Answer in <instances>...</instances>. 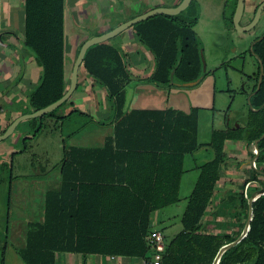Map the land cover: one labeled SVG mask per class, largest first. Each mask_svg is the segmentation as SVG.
<instances>
[{
  "label": "trees",
  "instance_id": "1",
  "mask_svg": "<svg viewBox=\"0 0 264 264\" xmlns=\"http://www.w3.org/2000/svg\"><path fill=\"white\" fill-rule=\"evenodd\" d=\"M24 3L25 46L43 67L41 82L30 93L31 104L38 109L59 99L66 91V3L65 0H25ZM235 6L236 1L234 9ZM234 9L227 17L231 25ZM198 18L199 10L192 0L181 13H159L132 25L154 54L156 68L150 77L152 82L163 87L175 86L169 83L170 73L180 54L182 58L174 80L185 82L200 76L202 42L195 30ZM254 50L264 64V38L254 44ZM255 60L257 69L250 76L254 82L252 90L257 87L260 71L259 61ZM82 64L112 101L114 134L107 138L105 145L96 147L70 145L64 139L61 160L54 165L60 166V187L47 190L44 218L28 225L26 244L17 250L20 257L27 264H57L58 252L80 253L83 258L96 254L149 258L153 254L147 240L152 231L151 214L180 201L185 158L205 145L212 149L213 155L199 166L198 177L181 215V229L171 237L165 234L163 264H212L219 248L244 228L248 217L246 184L257 180L259 185L255 189L264 185V174L257 169L264 170L262 137L258 142L257 168H252L251 175L240 184V190L230 196L231 208L224 215L229 219L214 220L212 216L204 220L213 208L226 159V141L244 139L251 144L264 132V76L260 89L251 96L253 106L259 109L249 106L248 116L239 127L232 122L213 127L210 140L202 143L198 138V106L190 111L127 106L126 84L131 78L130 72L124 55L109 41L90 46ZM59 107L21 121L18 128L27 123L33 133L25 136L23 148L14 151L12 159L4 162L2 167H6V173L13 174V157L19 152L31 151L30 141L52 128L53 121H60L61 125L76 112L93 119L77 109L58 115ZM33 155L44 157L37 152ZM47 163L45 160L42 168L46 169ZM252 202L253 216L247 236L225 251L219 264H264V193L255 195ZM219 206L215 204L212 215ZM231 224L237 226L235 233L228 230ZM207 227L218 230L210 231Z\"/></svg>",
  "mask_w": 264,
  "mask_h": 264
},
{
  "label": "crops",
  "instance_id": "2",
  "mask_svg": "<svg viewBox=\"0 0 264 264\" xmlns=\"http://www.w3.org/2000/svg\"><path fill=\"white\" fill-rule=\"evenodd\" d=\"M24 1L25 0H0V133H2L5 128L18 116L36 110V108H34L31 104L30 93L39 85L43 75L42 65H40L36 61L34 54H32L25 46ZM180 1L181 0H65L66 89L70 84L73 65L77 58L80 47L87 38L93 35L104 33L117 26L118 24L129 20L141 13H144L152 8L158 6H174L177 5ZM235 1L237 2V0H224V3L228 5V9L226 11L229 14L226 15V12H223V38H228V41L234 42L237 48H241V52L249 51L251 54V51L249 49L251 42L254 40L255 36H257V34H261L264 29V12L262 14V20H260L259 26L255 32H237L234 24L231 25L227 21V17L232 13L234 9ZM261 1L262 0H245V12L243 17L247 15L248 11L251 12L253 10L255 12L257 5ZM207 2L208 0H195V5L199 10L198 22L201 19L203 5ZM67 4L70 7L66 11ZM90 6L94 7L96 11H98V13L106 15L104 20H108L105 25H102L100 27L101 30L98 33H88L84 28L82 29V27L80 26L82 18L80 17V14L86 15L87 13L85 12L86 10L88 11V8ZM68 15H70V17H68ZM67 17L69 19L70 37H67L66 31ZM198 22L195 25V30ZM248 22H250V19ZM248 22H246L245 24H247ZM259 30L262 31L260 32ZM67 38L69 39V43H67ZM107 41L117 47L124 55L127 63V68L130 72L131 78L126 84V91L128 86L134 85V87L133 92L130 93L129 96L127 93V106L129 108L173 107L185 111H190V109L194 106L199 107L198 102L196 101V99H199L200 95V93L196 92L199 91L198 86L192 88V92L188 93V91L182 92L181 90H177L176 87L178 85L172 87H163L150 80V77L156 68L155 57L151 50L148 49V47H146L140 40L137 31L132 25ZM252 56L254 57V59L256 58L254 55ZM221 66H223V64ZM256 69L257 67L256 65H254L251 73L247 75L249 79L247 81L250 82L246 85L245 89H242V92H246L247 95L251 91H253L252 87L254 82L250 79V76L256 71ZM190 97H192L191 99H194V101L190 100ZM72 109H77L83 113L91 115L93 119L85 114H79L76 112L66 118L61 125L60 121H53L52 128L46 129L39 136L30 141V147L32 151L37 152H39L40 148H44L42 143H45V145H54L56 156L55 158H52V160L50 158L46 159L48 161L47 164L49 165L46 169L42 168V165H44L43 162H45V160L42 163L35 165L37 166L34 167L35 171L23 169V157L26 155V151L19 152L13 157L14 163L16 160L20 161L18 164L20 166V171L14 172L13 169L14 177L13 174L11 175L10 173H7V178H9L11 184L10 192L9 194H6V197L10 205L14 203V200L16 203L17 200V206L21 207L22 204L21 201H19V198H22L24 196L23 191H27L26 189H24L25 182L29 180L44 181L56 168L58 169L60 174V166L54 167V165L58 164V162L61 160L64 139L67 144L70 145L96 147L105 145L107 138L114 134L113 119L115 115L112 109V101L106 94L104 87H102L94 77L89 75L83 64H81L79 68L77 88L74 90L71 96L60 105L57 110V114L65 115ZM75 116H80L88 119L92 124L95 125L94 127L96 132L88 130V132L82 134V136H77L79 131L78 129L74 128L73 122ZM247 116L248 108L242 113V116L237 117L235 120L230 119L229 122H232L237 126L236 122L242 124L243 122H245ZM95 120L100 123H97ZM64 125H66L67 130L63 129ZM18 126L9 137L4 140H0V156H5L4 158L6 161H10L12 159V154L14 151H18L23 148L24 137L33 133L27 123H24L19 128ZM251 147V144H248V142L244 139H229L226 141V159L221 168L220 179L216 186L213 205H211L213 208L210 211L211 213L206 215V218L211 219L212 216H214L212 219L221 220L225 217V212H229L232 204L230 201V196L234 195L237 191L240 190V184L251 175V170L252 168H254V166L251 164L252 155L249 152L251 150ZM207 148L209 147L203 145L195 152L200 151V149L206 150ZM190 154H188L185 158V168L186 161L188 159L187 157H189ZM233 160L234 163L231 162ZM203 162L204 161L197 160L193 162L192 167L194 168V174L190 180V182H192V184L190 185V192L198 177L200 171L199 166ZM187 173L188 169L186 168L181 179L180 201L178 203H175L177 207L181 208H183V204L180 203L182 200V185ZM248 183H250V192L251 189L252 192L254 191L255 185H259V182L257 180H251ZM60 184L61 175L55 180V186L49 189L59 188ZM47 190L45 189V192H43L46 194ZM45 194L42 193L43 209L45 205ZM216 203H219L220 206L218 207L216 213L212 215L213 211L216 209V207H214ZM171 205L153 211L151 214V221L153 219V215H155L156 213L157 215H160V213H162L161 211L168 209ZM10 209L9 213L11 214ZM163 213L165 214L162 215H166L170 222L172 220L170 212ZM43 218L44 216H42L38 221H42ZM32 222L37 221H33L30 219L28 225ZM12 229H16L15 223H13V225L11 226V232ZM18 229L20 228L16 229V233H19ZM155 229H160L164 232L163 229L154 228L152 225V230ZM9 231V227H7L5 234L9 233ZM14 237H16L17 239L19 237L21 238L19 234L15 235ZM25 244L26 238L24 244L21 247H23ZM60 253H63L62 258H59ZM56 256L57 264L59 262L58 260L61 261V264H114V261L116 260L121 261L120 264H142L143 260V258L139 257H112L101 256L97 254L88 255L83 258L80 253L73 252H58Z\"/></svg>",
  "mask_w": 264,
  "mask_h": 264
},
{
  "label": "rangeland",
  "instance_id": "3",
  "mask_svg": "<svg viewBox=\"0 0 264 264\" xmlns=\"http://www.w3.org/2000/svg\"><path fill=\"white\" fill-rule=\"evenodd\" d=\"M69 7L70 6L67 4L66 11ZM227 9L228 5L224 3V0H208V2L203 5L201 19L196 26V30L202 41L207 64V74L196 85H178L176 87L177 90H181L182 92L188 91V93L192 92V88H195L196 86L199 88V91H196L200 93L199 99H196L200 107L198 138L202 143H206L210 140L213 127L225 126L229 119L235 120L237 117L242 116V113L248 108V95L246 92H242V89H245L246 85L250 82L247 81L249 80L247 75L251 73L254 65L257 67V62L249 51L241 52V48H237L234 42L228 41V38H223V12H226V15H228L229 13L226 11ZM85 13L87 14H80V17H82L80 26L88 33L100 32V27L108 22V20H104L106 15L98 13V11L92 6H90ZM253 15V10L251 12L248 11L247 15L242 18V23L245 24L249 19L251 20ZM68 17H70V15H68ZM68 17L66 21V31L67 37H70ZM236 31L238 32L237 29ZM259 31L261 32L262 30ZM67 43H69L68 38ZM222 64L223 66H221ZM133 87L134 85L128 86V96L133 92ZM191 98L192 97H190V100L194 101V99ZM73 122L74 128L79 131L77 136H82V134L88 132V130L96 132L95 125L86 118L75 116ZM63 129L67 130L66 125H64ZM42 145L44 148H40L39 152L43 153L44 157L40 158L34 156L33 152L37 151H32V149L31 151H26V155L23 157V169L35 171L34 167H37L35 165L46 160L45 158H50L51 160L52 158H55L56 150L54 145H45V143H42ZM212 155V149L207 148L206 150L200 149L198 152L191 153L190 156L187 157L186 168L188 169V173L182 185V200L180 202L183 204V208L177 207L176 204H172L168 209L161 211L162 213H160V215H157V213L153 215L151 224L154 228L163 229L168 237H171L181 229V215L190 193V185L192 184L190 180L194 174V168L192 167L193 162L196 160L205 161ZM4 157L5 156H0V264H27L20 257L17 250L25 242L29 220L38 221L44 216L42 193L45 194V189L47 190L55 186L54 182L59 178L60 174L56 168L44 181L29 180L25 182L24 189L27 191H23L24 196L19 198V201H21L22 204L21 207L17 206V200L16 203L14 200V203L10 205L6 197V194H9L10 192V182L9 178H7L6 167H2V165L5 164L4 162H6ZM19 162L20 161L18 160L15 161L14 172L20 171V166L18 165ZM231 162L234 163V160ZM256 190L257 189H254V191ZM8 209L11 210V214ZM163 212H170V215L172 216L170 222L166 215H162L165 214ZM206 215L204 220L207 219ZM227 219H229V217H224L221 220L225 221ZM240 220L244 219L239 218V221ZM13 223L16 224V229L20 228L18 229L19 233H16V229H12L11 232V226ZM7 227H9L10 231L5 234ZM236 227L235 224H231L228 230L231 233H235ZM207 229L210 231L218 230L216 227H207ZM17 234H19L21 238L19 237L17 239L14 237ZM5 243H8V245L4 251ZM4 252L5 254L3 255ZM3 256H5V263H2ZM62 256L63 253H60L59 258H62ZM58 261V264H61V261ZM114 262V264L121 263L119 260Z\"/></svg>",
  "mask_w": 264,
  "mask_h": 264
},
{
  "label": "water",
  "instance_id": "4",
  "mask_svg": "<svg viewBox=\"0 0 264 264\" xmlns=\"http://www.w3.org/2000/svg\"><path fill=\"white\" fill-rule=\"evenodd\" d=\"M191 1L192 0H181L177 5H174V6H158V7L152 8V9H150L144 13H141V14H139V15H137V16L129 19V20H126V21L118 24L117 26L113 27L112 29H110L104 33H101L98 35H93V36L87 38L82 43V45L80 47L77 58H76L74 65H73V69H72V73H71V77H70V84H69L68 88L66 89V91L64 92V94L59 99L49 103L48 105H46L42 108H38L32 112L24 113V114L18 116L17 118H15L5 128V130L2 133H0V140H4L7 137H9L16 130L17 126L19 125V123L21 121H23L25 119L32 118V117L42 116V115L56 109L57 107H59L65 100H67L71 96V94L77 88L79 68H80V65L82 64V62L84 60L87 49L90 46L97 44V43L105 42V41L109 40L110 38L119 34L121 31H123L127 27H129V26H131V25H133L139 21L147 19L150 16H153V15H156L159 13H166V14L181 13L190 5ZM244 12H245V0H237L236 7L234 10V14H233L234 27L239 32H247L250 30L255 32L259 26L260 20L262 18V14L264 12V0H262L257 5L252 19L247 24L242 23V18H243ZM263 38H264V32L262 34H260L259 36H257L256 38H254V40L251 42V44L249 46L251 53L259 61V69H260L257 87L248 94V99H247L249 106L254 110H257L259 108H256L253 106L252 101H251V96L260 89L262 79L264 76L263 60L258 55V53H256V51L254 50V44ZM200 55H201V60H202V73L200 74V76H198L194 80H189V81H185V82H177L174 80L176 68L180 64L181 58H182V54H180L175 68H173L171 73H170V82L169 83L170 84H176V85H184V86L198 84L203 79V77L205 76V74L207 72L206 58H205L204 49H203L202 45L200 46ZM229 121H230V119L227 121V123H229ZM236 123H237V126L239 127L240 126L239 122H236ZM262 137H264V132L261 134V136L259 138H257L255 141L251 142V146L256 149V153L251 158V164L255 168H257L256 161H257L259 154H260V148L258 146V142ZM257 169L264 174L263 169H260V168H257ZM248 186L249 185H246L245 190L248 189ZM260 193H264V185H260L259 189H257L256 191H253L250 196L249 195L246 196L248 199V217L246 219L244 228L236 238H234L233 240H231L229 242H226L225 244H223L219 248L212 264H219L224 252L227 251L228 249L232 248L233 246H235L237 243H239L242 239H244L247 236V234L250 230L251 219L253 216L252 199L254 198L255 195H258Z\"/></svg>",
  "mask_w": 264,
  "mask_h": 264
},
{
  "label": "built area",
  "instance_id": "5",
  "mask_svg": "<svg viewBox=\"0 0 264 264\" xmlns=\"http://www.w3.org/2000/svg\"><path fill=\"white\" fill-rule=\"evenodd\" d=\"M251 151L255 154L256 149L251 147ZM258 162L256 161V164ZM264 164V161L262 162ZM247 185H250L248 183ZM250 190L249 186L248 189L245 190V195H249ZM147 240L149 244L153 247V254L149 258H143L142 264H163V254L166 250V240H165V233L160 229L152 230L147 235ZM115 257V256H112Z\"/></svg>",
  "mask_w": 264,
  "mask_h": 264
},
{
  "label": "flooded vegetation",
  "instance_id": "6",
  "mask_svg": "<svg viewBox=\"0 0 264 264\" xmlns=\"http://www.w3.org/2000/svg\"><path fill=\"white\" fill-rule=\"evenodd\" d=\"M263 30H264V29H263ZM250 31H251V30H250ZM262 33H263V32H262ZM262 33H261V34H262ZM255 35H256V34H255ZM259 35H260V34H257V36H259ZM257 36H255V38H256Z\"/></svg>",
  "mask_w": 264,
  "mask_h": 264
}]
</instances>
